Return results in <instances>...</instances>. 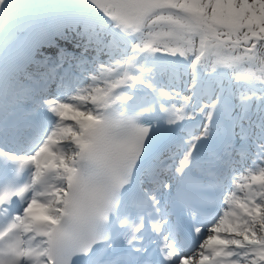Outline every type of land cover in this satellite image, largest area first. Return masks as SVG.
Masks as SVG:
<instances>
[{"label":"snow or ice","instance_id":"6c2138e0","mask_svg":"<svg viewBox=\"0 0 264 264\" xmlns=\"http://www.w3.org/2000/svg\"><path fill=\"white\" fill-rule=\"evenodd\" d=\"M88 3L97 74L0 150V264H264V0Z\"/></svg>","mask_w":264,"mask_h":264},{"label":"rangeland","instance_id":"374dc122","mask_svg":"<svg viewBox=\"0 0 264 264\" xmlns=\"http://www.w3.org/2000/svg\"><path fill=\"white\" fill-rule=\"evenodd\" d=\"M5 1L6 0H4V2ZM27 2H29V4L31 5V9H33V10H38V9L50 10L52 8V5L50 4V2L48 0H27ZM75 3L78 6V11H77L78 16L82 17V16L88 15L89 17H91L93 19H97V20L99 19L95 10L88 3V0H75ZM25 10H26L25 8L21 7L19 9L15 10V13L19 16V13H24ZM90 66L92 68H97V66L94 65L93 61H90V62H86L83 64V70H78V72H79L78 76H79V79L81 81L78 84V88H80V90L86 88L91 83V77L97 74V73L90 72L89 70H86V67H90ZM76 92L78 93V91H76ZM76 92H75V94H77Z\"/></svg>","mask_w":264,"mask_h":264},{"label":"bare ground","instance_id":"6f19581e","mask_svg":"<svg viewBox=\"0 0 264 264\" xmlns=\"http://www.w3.org/2000/svg\"><path fill=\"white\" fill-rule=\"evenodd\" d=\"M7 1L10 2V0H7ZM77 22H76L77 24L76 26L81 27ZM42 23L43 24L40 27V31H42L43 33H52V32L57 31L58 26L65 25L69 27L68 24L71 22L67 15L62 14L58 18H51V19H48V17L45 16L44 19L42 20ZM21 31H23V29ZM17 45H19V42ZM8 59H9V56H6L7 61ZM66 79H67L66 84L63 83L61 91L59 92L60 96L65 99L67 97L74 95L76 91H80V88H78V84L81 82L78 74H76L74 71H70L69 74H66ZM21 131L22 133H24V129H21Z\"/></svg>","mask_w":264,"mask_h":264}]
</instances>
